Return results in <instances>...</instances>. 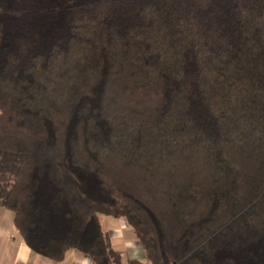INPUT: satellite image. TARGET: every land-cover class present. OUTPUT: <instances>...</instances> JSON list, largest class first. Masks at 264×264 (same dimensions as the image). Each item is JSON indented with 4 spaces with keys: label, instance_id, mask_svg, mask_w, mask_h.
Returning a JSON list of instances; mask_svg holds the SVG:
<instances>
[{
    "label": "trees",
    "instance_id": "16d2710c",
    "mask_svg": "<svg viewBox=\"0 0 264 264\" xmlns=\"http://www.w3.org/2000/svg\"><path fill=\"white\" fill-rule=\"evenodd\" d=\"M0 207L52 261L264 264V0H0Z\"/></svg>",
    "mask_w": 264,
    "mask_h": 264
},
{
    "label": "crops",
    "instance_id": "0c3cea01",
    "mask_svg": "<svg viewBox=\"0 0 264 264\" xmlns=\"http://www.w3.org/2000/svg\"><path fill=\"white\" fill-rule=\"evenodd\" d=\"M108 216V215H106ZM112 217V216H110ZM114 220H109L108 224L111 225L112 231L107 229L111 236L112 245L114 243L122 244L120 238H124L123 229H129L128 222L124 217H113ZM117 220V221H116ZM131 227V226H130ZM132 237L125 238V249L128 250L132 247L133 252L137 256L140 255L141 244L136 238L133 228L131 227ZM131 246V247H129ZM117 248V247H115ZM120 249V248H117ZM123 253V249H120ZM144 256L143 248L142 254L137 259H142ZM130 256L126 259V261ZM0 264H93L91 259L75 249H69L63 261L57 262L49 260L47 257L34 252L21 238L13 226V213L7 208L0 207Z\"/></svg>",
    "mask_w": 264,
    "mask_h": 264
},
{
    "label": "rangeland",
    "instance_id": "374dc122",
    "mask_svg": "<svg viewBox=\"0 0 264 264\" xmlns=\"http://www.w3.org/2000/svg\"><path fill=\"white\" fill-rule=\"evenodd\" d=\"M101 219H102L103 225L106 228H108L109 231H112V229H111L112 227H111V225L109 226L108 222H109L110 219L111 220H114V218L113 217H110V216H106V215H101ZM128 227H129V229H123L124 238H122V239L120 238V241L122 240V244L116 243V241L114 243L115 247L120 248V249H123V261L124 262H126V259L129 256H130V258H135V257L139 258L141 256V254H142V247H141L140 255L139 256L135 255L136 253L133 252V249H132L131 246H129L131 248H129L128 250L125 249L126 248L125 247V245H126L125 238L132 237V235H133V232H132L131 227L130 226H128Z\"/></svg>",
    "mask_w": 264,
    "mask_h": 264
}]
</instances>
